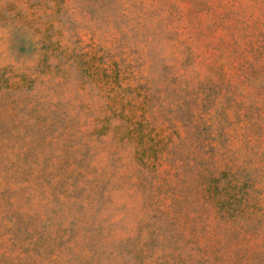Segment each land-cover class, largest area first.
<instances>
[{"label":"rangeland","instance_id":"rangeland-1","mask_svg":"<svg viewBox=\"0 0 264 264\" xmlns=\"http://www.w3.org/2000/svg\"><path fill=\"white\" fill-rule=\"evenodd\" d=\"M0 264H264V0H0Z\"/></svg>","mask_w":264,"mask_h":264}]
</instances>
